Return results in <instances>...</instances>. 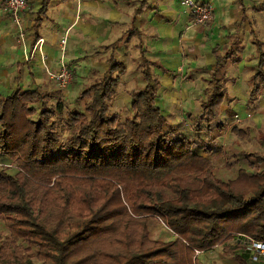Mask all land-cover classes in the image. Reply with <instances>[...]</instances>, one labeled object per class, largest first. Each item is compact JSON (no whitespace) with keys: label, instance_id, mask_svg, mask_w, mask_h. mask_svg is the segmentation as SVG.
<instances>
[{"label":"trees","instance_id":"16d2710c","mask_svg":"<svg viewBox=\"0 0 264 264\" xmlns=\"http://www.w3.org/2000/svg\"><path fill=\"white\" fill-rule=\"evenodd\" d=\"M47 7L38 10L31 47ZM254 43L251 104L264 94V41ZM213 52L211 88L187 131L159 105L152 67L160 65L144 52V85L132 92L124 121L113 111L125 72L116 59L77 97L82 109L66 111L61 98L51 102L57 90L40 87L0 96V221L9 231L0 235V264H199L217 247L237 264H264L247 249L249 240L264 243V152L241 150L234 159L244 167L226 179L207 156L214 131L225 130L229 80V54ZM154 218L173 238L151 237Z\"/></svg>","mask_w":264,"mask_h":264},{"label":"crops","instance_id":"0c3cea01","mask_svg":"<svg viewBox=\"0 0 264 264\" xmlns=\"http://www.w3.org/2000/svg\"><path fill=\"white\" fill-rule=\"evenodd\" d=\"M28 1L22 12L26 29L25 41H21L17 25L0 0V96L18 85L22 89L58 87L48 70H59L60 39L67 32L66 61L74 68L81 63L89 66L90 77L97 74L102 78L110 59L123 63L125 72L126 68H138L141 75L142 52L147 60L159 64L161 68L153 66L152 70L161 82L158 103L163 111L188 107L194 93L208 92L211 71L216 67L214 50L229 54L224 66L229 78L227 97L232 93L226 98L229 111L251 106L260 97V103L264 102V94L253 104L248 98L259 62L254 39L264 41V0H199L214 8L213 23L208 27L192 25V13L183 0ZM42 2L48 7L39 29L41 50L31 57L29 35ZM250 42L257 63L244 48ZM250 67L251 86L246 81ZM203 80L206 85L201 89Z\"/></svg>","mask_w":264,"mask_h":264},{"label":"rangeland","instance_id":"374dc122","mask_svg":"<svg viewBox=\"0 0 264 264\" xmlns=\"http://www.w3.org/2000/svg\"><path fill=\"white\" fill-rule=\"evenodd\" d=\"M237 8L239 7L237 6ZM211 23H213V20H210L203 26L208 27ZM244 48L249 52L250 58L253 57L252 59L254 60L256 58L254 62L257 63L254 45L251 42L249 45L246 43ZM239 53H241V50ZM68 64L73 74V80L69 86L64 89H61L59 86L57 87V85L56 87L49 88V90L58 91V96L53 98L51 102L54 103L58 98H61L66 111L74 107L82 109L84 101H78L77 97L91 84L100 80L101 76L94 74L93 77H90L91 73L90 70H88L89 66L86 67L84 63L76 65V68H74L73 63L69 62ZM131 70L132 69H128L127 71L126 68V72H124L125 74H122L123 76H121L119 87L120 93L118 92L113 104V111H117L123 121L126 117L131 115V91L139 89L144 85L138 68H134L132 72ZM248 71L246 81H248L251 86L249 75L253 73V68L250 67ZM205 81L206 80H203V87L201 89L206 85ZM206 96V91L200 94L194 93V99L188 107L179 105L178 108H173L172 111L165 109L164 113L167 116L169 123L182 125V128L186 131L192 129V122L191 119H189V116L199 114ZM239 96L244 97V94L241 93ZM263 96L264 95H262V97ZM230 97H232V93L228 94L227 98L230 99ZM260 99H258L253 105H247V107L237 111L231 108L233 110V115H231V111H229L230 106H228V101L223 104L222 114L219 121L225 124V130L223 132L217 130L214 131L213 135L217 138V142L212 153L207 156L211 158L217 174L224 179L234 177L237 170L244 167L243 162H237L234 159V155H237L241 150L264 152V102L262 101L263 103H260ZM237 112L239 114L238 116H236ZM235 127L245 130L246 136L240 137L235 134L233 132ZM149 227L152 238L168 240L174 236L170 228L158 218L152 219L149 223ZM0 235L2 237L9 235V231L2 221H0ZM198 262L199 264H237L232 256L227 254L222 247H217L214 250L202 253Z\"/></svg>","mask_w":264,"mask_h":264},{"label":"built area","instance_id":"2783aa9c","mask_svg":"<svg viewBox=\"0 0 264 264\" xmlns=\"http://www.w3.org/2000/svg\"><path fill=\"white\" fill-rule=\"evenodd\" d=\"M6 11L13 18L14 23L19 29V38L21 41H25V29L24 21L22 19V12H24L28 6V0H3ZM184 5H186L192 13V25L199 26L204 25L209 22L213 17L214 8L212 4L202 2L199 0H183ZM68 35L67 32L63 34L60 41V54L58 55L59 70L57 72H52L48 70L49 75L53 78L61 89L69 86L73 80V74L68 62L65 58L66 44ZM42 40V39H41ZM41 41L38 40L31 51V57L36 54V51L41 50ZM46 57L43 55V60L45 63ZM249 251L251 252V257L254 261H258L261 257H264V243L257 241H248ZM199 251H197V254Z\"/></svg>","mask_w":264,"mask_h":264}]
</instances>
